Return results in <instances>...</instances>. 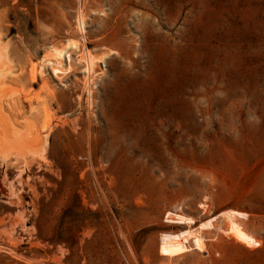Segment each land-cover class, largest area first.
<instances>
[{"label":"rangeland","instance_id":"1","mask_svg":"<svg viewBox=\"0 0 264 264\" xmlns=\"http://www.w3.org/2000/svg\"><path fill=\"white\" fill-rule=\"evenodd\" d=\"M1 48L0 264H264V0H0Z\"/></svg>","mask_w":264,"mask_h":264},{"label":"bare ground","instance_id":"2","mask_svg":"<svg viewBox=\"0 0 264 264\" xmlns=\"http://www.w3.org/2000/svg\"><path fill=\"white\" fill-rule=\"evenodd\" d=\"M84 26H85V24H84V22H83V20H82V17H80V22H79V27L80 28H84ZM2 47V46H1ZM78 48V44H77V42L76 41H72V42H68V43H66V46L63 48V49H54V54L49 58H47V59H45V61L42 63V68L44 69H49V71H50V73H51V75L54 77V78H59L60 77V73H63L64 71H62L61 70V67L63 66V62H65V60L69 63L68 64V68H71V64H70V60H71V51L72 50H76ZM1 50H3L2 48L0 49V71L2 70V66L4 65V55L5 54H3V52L1 51ZM87 50V49H86ZM4 51V50H3ZM5 53V52H4ZM86 54H84L85 55V57H84V62H85V65H86V68H85V71H86V73H87V75H91V71H92V68L94 67V64L96 63V58L94 57V55H92V54H90L89 52H88V50H87V52H85ZM67 58V59H66ZM66 70H67V68H66ZM3 73V72H2ZM30 73H32L31 74V76H32V80H34L35 79V76H34V70L32 69V71H30ZM40 73H41V70H40ZM0 76H1V72H0ZM2 76H3V74H2ZM3 83V82H2ZM1 84V83H0ZM12 86V85H11ZM6 88H9L8 86H5ZM10 89V88H9ZM9 89H7V90H9ZM13 91V90H12ZM5 92V94L7 95V97H8V93H10L11 91L9 90V91H5V89L3 90L2 88H1V85H0V121L1 120H4V119H1V117L3 116L2 115V112H3V106H2V101H1V99L3 98V97H5L6 95H4L3 96V93ZM12 93V92H11ZM11 95H13V94H11ZM2 97V98H1ZM5 99V98H4ZM4 114V113H3ZM7 119V118H6ZM5 119V120H6ZM4 120V121H5ZM4 121H3V123H4ZM8 124V123H7ZM33 124V123H32ZM9 125V124H8ZM5 127H6V125H4ZM4 126L2 125V127H1V129H2V131H3V133H1V135H3L2 136V138L0 139V140H2L3 141V143L6 145V146H9L8 145V142H9V140L8 141H6L5 139L7 138L8 139V137H7V134H6V128H4ZM10 126V125H9ZM8 127V126H7ZM11 127V126H10ZM26 127V126H25ZM12 129V128H11ZM13 131V130H12ZM11 132V131H10ZM11 135H12V133H10ZM11 137V136H10ZM17 139V138H16ZM20 140V139H19ZM2 141L0 142V143H2ZM26 141V140H25ZM10 142H11V140H10ZM3 143H2V145L1 146H3ZM25 143V142H24ZM45 143V142H44ZM17 145V144H16ZM0 146V147H1ZM10 148V147H9ZM20 148V147H19ZM2 149V148H1ZM0 149V150H1ZM12 149V148H11ZM7 150H8V148H7ZM41 152V151H40ZM9 153V152H8ZM9 155V154H8ZM4 156V155H3ZM182 209H178V211H181ZM227 221H229V222H234V221H232V218L231 217H228L227 219H226ZM193 236L194 237H199L198 235H196V233L195 232H190V231H188L187 232V234L186 235H184L183 236V238H182V241H188L189 239H192L193 238ZM178 246V245H177ZM176 246V247H177ZM165 248H169V245L168 244H166L165 245Z\"/></svg>","mask_w":264,"mask_h":264}]
</instances>
